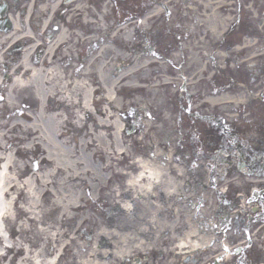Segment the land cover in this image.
Returning a JSON list of instances; mask_svg holds the SVG:
<instances>
[{
    "label": "rangeland",
    "instance_id": "1",
    "mask_svg": "<svg viewBox=\"0 0 264 264\" xmlns=\"http://www.w3.org/2000/svg\"><path fill=\"white\" fill-rule=\"evenodd\" d=\"M86 1L87 0H82V5H85ZM98 1L100 3L105 0ZM178 1L181 3L178 4ZM188 2V0H110L108 4L109 15L106 21L104 17V21L101 20L96 22V26L100 28L105 27V23L106 27L109 25L111 27L110 23H119L116 25V28H118L127 25L128 22L134 19L143 18L145 14L153 12L158 13L157 17L148 20V24L146 25L147 30L142 31L139 29L138 32H136L135 40L130 47L139 44L140 47L138 50L141 53L145 52L148 55L154 54L152 59H167L168 62L174 60L173 67L165 64L167 71L173 72L175 79L178 74V76H182L186 80L192 79V81L195 82L189 89V91H193L191 95L193 98H190L191 96L189 94L184 95L183 91H181L178 86L179 83L175 80H173V84L158 89L160 93L159 97L163 102V108L169 113L168 121L164 120L162 115H160V109L157 107L154 109L150 107L149 95L153 94L149 91L152 86L160 83L158 81H160L162 77L159 75V72L162 73L163 71L162 68L156 66V64L149 68L151 73L155 72V74H153L150 79L147 78L143 80V82L147 81L146 84L142 86L146 88L143 92L137 91L133 87L124 86V84L117 89V98L121 103L122 111L121 108L119 109L122 114H125L124 118H121V116L116 117L118 130L121 128L120 126L122 123L127 126L132 125L134 128L132 134L123 135V140L127 142L124 149L127 150L129 154L133 155L131 159L139 155L140 157H146L147 153L150 155L151 152H155L154 147H158L161 153L165 151L169 158L173 155L184 165L183 170L189 173L192 179L191 181L195 180L192 184L193 186L200 190H203L204 187L207 189V191L203 190L201 193H198L200 196L192 200L193 206L182 205L180 208L183 210L185 207V210H189L191 218H195L192 222L194 227L199 226L200 231L205 233L201 235L202 238L211 240L213 242V248L204 251L203 253L206 254L203 257L201 256L202 253H191V255L188 256L179 251H177L178 254L176 252L177 255L173 252L174 258L173 260L169 258L167 264H199V261L200 264H203V262L206 263L210 259L220 258L219 254H221L222 258H225V256L223 257L224 252L221 251L223 243L226 244L224 247L230 251L229 254L232 257L233 254L231 252H234L237 248V242L245 243L250 236L252 239V234L261 232V230L259 231L258 228L254 227L257 225H254L255 223L250 220V217L252 215L251 210L255 205L254 200L256 199L252 194H262L264 187L260 186L264 184V178L240 174L235 170L234 164V166L231 167L226 166V164L241 157L239 156L240 154L249 156L258 152L264 142V97L262 96V94H264V40H261L256 47L241 53L238 57L235 55L237 52L233 49L228 50L225 49L224 46L213 45V41L210 49L211 56L213 55V57H211V61L207 64L204 77L201 80L199 77L203 76V65L199 62L193 65L191 63L189 64V57L192 50H201L199 45L205 47H207V45L200 42L193 48L190 42L192 37L189 35L190 30L188 26L192 25L195 21L193 15L189 11ZM77 5L78 4H76L75 7H77ZM79 6H81V4ZM96 8L99 14H101L100 5ZM86 11L89 12L87 8ZM103 11H105L104 8ZM222 16L225 17L224 15ZM226 17H230L228 13ZM245 23H257L259 28L262 26L261 29L263 33H261V35L263 34L264 36V17L254 19L248 14ZM176 26L182 28H176ZM117 34V38L120 37L119 35H123L121 32ZM253 34L258 33L253 32ZM86 36L89 35L86 34ZM9 37L10 35L6 34V36L3 37L4 39L0 38V42L6 44L11 40ZM104 41L106 42V40H101L98 42V45L104 43ZM120 45H127V43L120 41ZM183 46H185V48ZM76 47L81 53L79 54L78 51L76 52L78 56L74 57L73 61H71V65L75 64L74 66L76 68H80L87 63L90 56H88L87 49L82 48L80 44ZM202 49L207 51V48ZM95 51L97 50H93V52ZM22 54L23 49L21 50V56ZM173 54L177 56L174 59L173 57L175 56H173ZM14 56H16V54ZM251 56L253 57L251 58ZM20 58L18 57L17 59L10 60L3 57L2 64H0L1 79H3L5 74L9 75L11 70L18 66ZM198 59L200 61L202 60L201 57H198ZM33 61L36 62V59ZM194 66H196V68H194ZM62 67L64 71H66L65 65ZM155 69L159 72H156ZM259 72L262 73L257 77V73ZM140 74L139 71L138 75ZM9 77L10 78L6 81L7 85L0 89L1 107L4 103L2 100L11 82V76ZM192 77L195 80H193ZM142 84L143 83H141V85ZM133 86L139 85L134 84ZM120 91L121 93H119ZM175 91H177V93H175ZM184 92H186V89ZM114 93L115 92H112L111 94L114 95ZM102 95L101 93L97 101L100 100ZM208 97L212 101L214 98L217 100L221 98L226 101L234 99L236 103L221 105L218 104V101H215L209 103L210 105H203V101ZM54 102L53 100V103ZM133 103L139 105H134ZM241 104L243 106H241ZM49 105H52L51 101ZM58 107L60 110L62 109V111H64L62 113H65L69 117L68 122H70L71 113L65 106L59 105ZM99 107L101 110L105 108L102 104ZM23 112L25 111L23 110ZM35 113L37 115V112ZM47 113H49V111ZM43 122L46 121L44 120ZM221 122L229 126L231 125L238 134L237 148L241 151L239 155L238 152L234 151L228 155L229 158L220 159V152L214 151V145L218 142L217 135L220 136L218 127ZM147 124H149L148 128ZM43 128L45 130L46 124L43 125ZM8 132V128H1L0 137L7 136L8 138L6 139L10 140L26 139V136L20 134L19 131L13 134H9ZM72 133H74V131H72ZM208 134H210V137L207 136ZM5 144L6 141L1 142V145L4 147ZM209 144H211V148H208ZM9 146L10 148L8 149L7 155H3L6 161L0 166V174L5 178V185L16 178L11 175L13 170L7 171L10 166V164H8L9 159L15 162L20 168L26 164L29 165L30 169L40 166L39 160L34 163L33 156H31L29 152H26L30 147L27 145V142L20 143L19 141H15ZM0 156H2V154H0ZM7 156H9V158ZM232 157L235 159H231ZM120 166V169L127 168L126 162H123ZM16 172H18V170H16ZM247 177L250 178L246 179ZM249 179L253 182L259 181L258 183L261 184L254 183L248 185ZM116 181L117 183L113 186H120L123 184V180L120 178ZM25 182L24 179L15 181L14 184L17 188L9 193L5 201H2L5 202L3 211L9 213L10 219L3 220V228H0V232L5 237L9 236V241L5 243L12 247V253L7 254V250H5L0 242V264H29L24 261L25 258H30L31 264L53 263L57 254L62 252L63 247H69L75 258V256L79 254L78 247L88 245V243L95 238V227L92 225V222L84 224L75 235L76 231L79 229L82 218L91 216L94 222L95 220L100 221L108 217H116V215L113 214L115 206L106 196L105 199H101L98 202L93 200L87 205L83 204V207H85L84 211L76 213V219L73 222L70 221V223L65 224L60 231L57 225L52 223L55 221L54 215L48 218V221L45 222L43 227L34 223H29L28 219L30 216L24 214L18 215V209L25 211L30 204L27 191L22 195H19L18 192V189H23ZM53 182L56 183V186L51 187L52 189L50 192L54 197H58L61 191L60 179L56 178ZM4 183L3 181L0 182V198L5 188ZM220 191H226V195L222 196ZM188 194L192 195V192ZM17 195L18 202L14 207L13 202L17 199ZM238 195L242 197L239 198ZM102 197L103 195H101V198ZM211 197L214 203L210 206ZM46 200L54 201L55 199L47 196ZM119 204H121L119 208L125 211L134 209L130 201L121 202ZM134 210L138 211L136 207ZM205 210L207 211V216L202 212ZM198 212L203 215L195 216ZM144 213L146 216L149 214L150 218V210H145ZM251 225L252 227L248 230L247 227ZM61 232L65 233L64 237L57 236L60 235ZM42 233H45V235H42ZM46 236L49 237V242L46 243L45 241H41L39 242L40 245L37 247L34 237L46 238ZM169 236H171L170 233L165 235V237ZM238 237H240V239L236 240ZM76 239H79V243L75 242L77 241ZM171 243L172 246L164 247L162 245L164 249L161 253L164 255V258L167 257V252L165 250L170 252V250H173L174 246L176 247L178 244V242L175 243L174 241H171ZM19 249H21L20 254L18 252ZM6 254L7 256L5 258L1 257V255ZM64 254H66V259L62 261L59 260L58 264H65V262L71 258L68 256V249L64 251ZM135 257H140L139 261H141L142 264H162L163 262V256H160L158 251L154 250L148 253H137L123 264H136L132 262L136 259ZM130 260L132 261L130 262ZM75 261L78 262V259ZM196 261L197 263H194Z\"/></svg>",
    "mask_w": 264,
    "mask_h": 264
},
{
    "label": "bare ground",
    "instance_id": "2",
    "mask_svg": "<svg viewBox=\"0 0 264 264\" xmlns=\"http://www.w3.org/2000/svg\"><path fill=\"white\" fill-rule=\"evenodd\" d=\"M55 8L56 6L52 11ZM206 8L211 13L206 16L207 19H215L217 17L216 9L209 2H207ZM78 10L82 11L84 8L79 7ZM152 14L153 17L158 16L156 12ZM48 19L46 17L42 24L43 31L49 24ZM85 23L89 26L92 35L82 37L80 34V37L76 36V38L80 45L87 49L90 59L80 68H74L69 63V60H73L72 49L74 46L64 49L61 60L53 61L52 57L69 40L67 32L63 30L55 41L45 47L40 63L39 61L35 63L32 57L35 48L40 45L38 38L34 37L29 30H26L25 34L21 36L18 27H16V33L14 32L10 36L12 44L26 39L31 42V45L30 48L24 50L18 66L11 72L9 89L2 107L0 106V129L8 128L9 134L19 131L20 134L26 136V139L10 140L6 139L7 136L0 137V154H2L0 166L6 161L3 155H7L9 145L15 141L27 142L30 147L26 152L33 155L34 161L38 160V155L42 156V159L40 166L35 169H30L27 164L20 168L9 159L10 166L7 171L13 170L11 175L16 178L5 185V178L0 174V182L3 181L5 185L2 192L3 199L6 200L9 193L17 188L14 184L15 181L24 179L25 186L23 189H18L19 195L27 191L30 201L29 210L37 211L40 216L31 217V211H21L20 209H18V215L30 216V218L28 217L29 223L42 227L48 218L54 215L55 221L52 223L57 225L59 231L65 224L76 219V213L83 212L84 203L91 202L97 196L100 200L107 196L108 200L112 201L115 206L113 210L115 218L108 217L94 222L91 216L82 218L78 231L84 224L92 222L95 227V238L88 245L78 247L79 254L75 258L69 247H63V256L59 260L66 259L64 251L67 249L68 256L72 258L65 264H120L121 260L126 261L127 258L137 253H148L149 250L157 251L162 244L168 246L170 241L178 242L176 245L178 250L187 248L188 256L192 253L191 249L206 251L213 248L211 240L202 238L201 235L205 233L200 231L199 226L194 227L192 222L195 218H191L189 210H185V207L183 210L180 208L182 205L193 206L192 200L200 196L198 193L203 190L207 191V189L204 187L203 190H200L193 186L195 180L191 181L189 173L183 170L184 167L179 164V160L174 157L169 158L165 151L161 153L158 147H154L155 152H151L150 157L132 158V160L135 159L130 171L133 173L130 174L126 185L110 187L115 184L114 179L120 176L119 173L113 171L114 159L128 156L131 160V156H133L124 149L127 142L119 133L116 122V117L121 114H118L119 108L122 111V107L118 98H113L111 93L118 94L117 89L122 84L132 87L147 78L150 79L155 74L151 73L149 69L154 60L152 59L154 54L148 55L145 52L143 54L138 50L140 46L136 45V49L132 48L131 54L127 56L123 51L116 50L109 41L107 44H101L98 48L97 44L101 40L97 39L96 32L99 31V27L95 25L94 21L85 20ZM207 27L211 33L216 30L214 22H207ZM0 38H2L1 35ZM124 39L131 42L133 36L128 32L124 35ZM3 46L0 42V48ZM95 49L97 51L93 52ZM1 55L2 53H0V58ZM47 63L50 65L45 69ZM61 63L70 69L64 71ZM139 71L140 75H138ZM164 76L162 75L158 81L159 84L151 87L149 92L153 95L150 94L149 97L150 107L160 109V115L168 121L169 113L163 108L158 89L165 86L168 79H172ZM1 81L0 78V83ZM190 84L193 85L194 81L191 80ZM97 85L99 86L98 93L105 95L100 103L106 108L100 112L102 113L100 121L96 122L94 118L89 117L84 122L83 116H86L90 110L92 88ZM63 94L66 95L65 99L70 96L75 97V105L72 104V106L76 112L71 123L64 121L65 115L59 110L58 114L47 113L59 108V105L55 103L49 105V102L60 97L59 102H64ZM215 101L221 105L236 103L234 99L226 101L214 98L212 101L207 98L204 104ZM24 109H29V112H23ZM44 120L46 122H43ZM45 124L44 130L43 125ZM3 141H6L5 147L1 145ZM7 157L9 158V156ZM108 173L111 174L110 177L107 176ZM141 177H144V180ZM56 178H59L61 182V191L58 197H54L50 192L51 187L56 186V183L53 182ZM181 184L184 185L183 188ZM112 188L115 190L111 191ZM107 191L110 193L109 195L104 194ZM190 192L192 195L188 194ZM101 195H103L102 198ZM47 196L53 197L55 200H46ZM258 197L264 202L263 195L259 194ZM125 201H130L134 209L136 207L138 211L134 209L125 211L119 208L118 204ZM213 203L214 200L211 197L210 206ZM4 205L5 202L0 200L2 209ZM144 208L146 211L150 210V218L149 214L146 216L144 213ZM202 212L207 216L206 210ZM203 214L198 212L195 216ZM5 216L10 219L9 213ZM1 221L3 222V219ZM169 233L171 236L165 237ZM57 236L64 237L65 233L61 232ZM34 239L37 247L40 245L39 242L48 243L50 240L47 236L46 238L34 237ZM239 239L240 237L236 240ZM76 240L75 242L79 243V239ZM225 245V243L222 244L221 250L225 251L226 260L229 263L228 254L230 251H227ZM176 247L175 249H177ZM18 252L20 254L21 249ZM201 253L202 257L206 254ZM58 256L59 254H57ZM169 258H164L162 264H167ZM76 259L78 262L75 261ZM24 261L31 264L30 258H25ZM136 263L141 264L139 260H136Z\"/></svg>",
    "mask_w": 264,
    "mask_h": 264
},
{
    "label": "flooded vegetation",
    "instance_id": "3",
    "mask_svg": "<svg viewBox=\"0 0 264 264\" xmlns=\"http://www.w3.org/2000/svg\"><path fill=\"white\" fill-rule=\"evenodd\" d=\"M22 1L24 0H0V21L2 20L1 17L4 16V14H8L10 12L12 14H15L17 12L19 13V9L21 8L19 4ZM207 2H209L210 4H219L217 8H219L221 15L226 16V14L229 12H235L236 15H238V17L240 18L239 24L236 28L237 33L230 36L226 35L222 40L219 41L217 45L224 46L226 49L228 47H231L234 43H241L243 38L245 39L250 37V39L256 44L260 43L261 40H264V36H259V29L262 28V26H260L259 28L257 23L247 24L243 19V17H247V13H253L254 16L258 18L264 17V0H189L191 13L193 14V18L195 21V24L190 25V29L193 32V34H191V37L194 44L202 41L206 42L209 47H211V36L206 34V30L204 29L203 24H197V21L201 19L199 16H203L207 11ZM72 7L73 5H63L60 9V13H58L54 17L53 22H57L58 24L62 23L63 18L72 9ZM20 13L23 16V12ZM196 28H198L197 34L194 33ZM4 30L5 28L0 22V32ZM253 32H256L258 34H253ZM199 47H202V45H199ZM260 73L261 72L257 73V77ZM218 148H226L225 138L219 139ZM262 149H264V146L262 147ZM261 164L262 166H259V168H252L251 166H248V174L255 176H264V163ZM263 234L264 233L260 234L259 238L263 239ZM262 245L263 242H261V244L246 242V246L243 242L237 243V246L240 247L235 249L233 255V257H235V261L234 263L230 264H264V248L262 247Z\"/></svg>",
    "mask_w": 264,
    "mask_h": 264
}]
</instances>
